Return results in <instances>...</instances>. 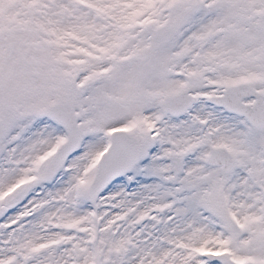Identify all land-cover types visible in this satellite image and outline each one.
Instances as JSON below:
<instances>
[{"label":"snow or ice","instance_id":"6c2138e0","mask_svg":"<svg viewBox=\"0 0 264 264\" xmlns=\"http://www.w3.org/2000/svg\"><path fill=\"white\" fill-rule=\"evenodd\" d=\"M0 264H264V0H0Z\"/></svg>","mask_w":264,"mask_h":264}]
</instances>
